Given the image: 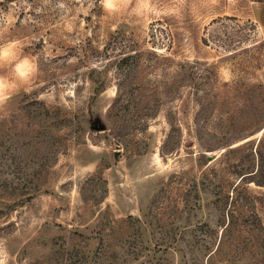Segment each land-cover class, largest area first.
<instances>
[{
	"label": "rangeland",
	"instance_id": "1",
	"mask_svg": "<svg viewBox=\"0 0 264 264\" xmlns=\"http://www.w3.org/2000/svg\"><path fill=\"white\" fill-rule=\"evenodd\" d=\"M4 1L0 47L14 43L16 56L0 76L13 79L25 57L34 71L0 109V264H65L76 231L83 264H251L249 234L264 259L262 236L249 231L264 227V186L230 165L264 137V0H150L143 10L133 0L115 14L102 0ZM179 62L197 74L214 67L236 121L215 136L230 130V147H249L208 151L203 165L184 129L163 153L170 121L193 118L180 106ZM119 85L128 93L111 116ZM240 181L258 216H230Z\"/></svg>",
	"mask_w": 264,
	"mask_h": 264
},
{
	"label": "trees",
	"instance_id": "2",
	"mask_svg": "<svg viewBox=\"0 0 264 264\" xmlns=\"http://www.w3.org/2000/svg\"><path fill=\"white\" fill-rule=\"evenodd\" d=\"M5 7V1L0 0V12ZM136 55V54H135ZM133 56H130L127 59H131ZM163 64L166 65V73H170V62L169 59L164 58ZM178 75H180V83L182 84V87H178V97L180 99L182 112L185 115H189L190 109H192V123H186L185 128H182L181 124H173V120L170 121V125L172 126L171 134L168 135V139L165 143V146L163 147V153H167L171 149H175L179 147L181 143V137L180 135H183L184 129L189 134H194L198 140L199 145V158L198 161L200 164H207L209 162V156L207 154L208 151H215L217 149H225L227 148L228 154H236L240 152L241 150H244V148L249 147L251 144L245 143L241 144L235 147H230L233 145V142L231 143V135L230 130L225 131L223 138H216V134L218 132V128L221 124H224L227 120V125H232L236 121L235 113L234 111H227L224 113V109L222 108V105H227L229 103V98H220L219 93L216 92V85L219 84V77L217 73H215L214 67L207 66L203 68V72L197 74L198 71L195 70V66H192L191 62H179L178 63ZM155 64L153 63V66ZM222 86H225L227 90L233 89L234 85L233 83H223ZM255 87L258 86V84L254 85ZM188 87V88H187ZM263 87V86H260ZM185 89H189L188 91H185ZM142 93H144V90H141ZM128 93V91L119 85V90L117 92L116 97L114 98V101L112 105L110 106L109 112L112 115L118 114L123 108L122 105L124 104V95ZM134 95V93H132ZM139 100L142 102V110L144 111H150L151 108L147 107L146 101L147 98L144 94L141 95ZM195 105L194 107L192 105ZM122 108V109H121ZM149 113V112H147ZM146 113V114H147ZM225 116V117H224ZM227 116V117H226ZM261 126H264L262 124ZM263 127L259 128L258 130L262 129ZM176 135V140L175 136ZM172 145V146H171ZM182 145V143H181ZM170 147V148H169ZM230 147V148H229ZM254 150V151H253ZM235 158V157H234ZM247 161V164H246ZM232 168H236L239 170V173L242 174L243 179L242 180H249L248 182H254L257 185L264 186V137L259 141L257 148L252 149V151L248 152L246 157H242L239 160H234L232 164H230ZM247 169H249L247 171ZM246 170V171H245ZM245 171V172H244ZM219 172V171H217ZM216 176V175H215ZM217 187H220L222 179H218L215 177L212 181H216ZM211 181V180H210ZM207 182V181H206ZM213 183V182H212ZM240 182L234 186L233 194L237 195L236 197L228 196L232 198L231 206L234 205L235 208H233L232 211H230V216H238V213L240 216H258L257 213L251 212L248 213L246 208L243 206V197L240 193H238V189L240 187ZM215 191V190H214ZM215 194L217 192L215 191ZM219 194V193H218ZM230 198L226 199V202H223V204H227ZM242 204H240V202ZM234 219V218H233ZM232 219V220H233ZM232 224V221H229L230 226ZM226 227V228H227ZM253 230L258 231L256 238L258 235H260V238L262 236V246H264V227L263 224L259 227H254L251 229L249 227V231ZM252 232V231H251ZM79 238L84 237L82 233L76 231L70 234L68 239H66V245L68 246V252L69 256L65 259V264H83L88 262V258H85L81 255V252L78 248H80V245L78 244L77 240ZM259 238V239H260ZM244 245H251V248L249 250H244V253H248L251 255V257H255L251 264H264V259L259 257L258 253V242L255 241L252 237V235L249 234V236H245L244 239L241 242ZM83 247V246H81ZM220 246L211 254H219ZM254 247L256 249H254ZM264 248V247H263ZM83 250V248H82ZM72 252V253H71ZM246 255V254H245ZM258 255V257H257ZM262 259V262L259 261L256 263L257 260ZM50 263V260L48 262L37 260L34 262H30L29 264H43ZM58 261L55 262V264ZM52 264V263H50Z\"/></svg>",
	"mask_w": 264,
	"mask_h": 264
},
{
	"label": "clouds",
	"instance_id": "3",
	"mask_svg": "<svg viewBox=\"0 0 264 264\" xmlns=\"http://www.w3.org/2000/svg\"><path fill=\"white\" fill-rule=\"evenodd\" d=\"M133 3V0H102L104 10L109 14H115L121 10V6H127ZM139 9L143 10L150 6V0H136ZM16 56L15 44L10 43L0 47V65L8 63ZM31 61L28 58L15 63L13 67L14 78L9 79L6 76H0V109L4 108L14 91L17 88L16 81L20 83L26 82L33 74L34 69L30 67Z\"/></svg>",
	"mask_w": 264,
	"mask_h": 264
},
{
	"label": "water",
	"instance_id": "4",
	"mask_svg": "<svg viewBox=\"0 0 264 264\" xmlns=\"http://www.w3.org/2000/svg\"><path fill=\"white\" fill-rule=\"evenodd\" d=\"M104 124H102L99 120H95L94 121V128L97 129V130H101V129H104Z\"/></svg>",
	"mask_w": 264,
	"mask_h": 264
}]
</instances>
